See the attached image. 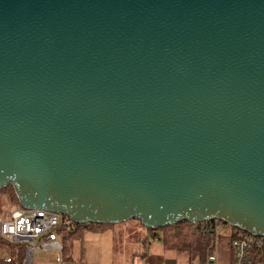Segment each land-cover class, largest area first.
I'll return each instance as SVG.
<instances>
[{
	"label": "water",
	"instance_id": "1",
	"mask_svg": "<svg viewBox=\"0 0 264 264\" xmlns=\"http://www.w3.org/2000/svg\"><path fill=\"white\" fill-rule=\"evenodd\" d=\"M7 187L80 226L264 237V0H0Z\"/></svg>",
	"mask_w": 264,
	"mask_h": 264
},
{
	"label": "crops",
	"instance_id": "2",
	"mask_svg": "<svg viewBox=\"0 0 264 264\" xmlns=\"http://www.w3.org/2000/svg\"><path fill=\"white\" fill-rule=\"evenodd\" d=\"M122 230L116 229V225L99 231L84 229L79 237L72 240L60 235L58 242L61 247H64V251L62 252L56 248L39 252L34 258V264H120L118 263L120 257L117 256L116 252L117 239L122 236L123 243H126L128 235L131 232H134L135 235L144 234L138 228L128 229L126 231L129 233L128 235H125V232ZM218 233L221 236L216 241L213 256L209 258L208 262L203 264H210V262L214 264L232 263V232L228 229H218ZM223 234L225 235L222 237ZM6 240H0V264H25L26 254L22 244ZM132 249L133 258H138L139 264H144L139 256H135V248ZM149 254L156 257L164 256L166 259L174 257L165 251L163 245L157 239L152 242ZM176 259L177 262L181 260L185 264L198 263V261L189 263L184 257H178ZM123 264L129 263L124 262Z\"/></svg>",
	"mask_w": 264,
	"mask_h": 264
},
{
	"label": "trees",
	"instance_id": "3",
	"mask_svg": "<svg viewBox=\"0 0 264 264\" xmlns=\"http://www.w3.org/2000/svg\"><path fill=\"white\" fill-rule=\"evenodd\" d=\"M17 204L18 199L12 187L0 190L1 217L5 218L9 216V214H7L9 208ZM137 224L144 234H141V255L136 251L135 256H139L144 264H178L176 259L178 257L186 258L189 263L194 261H198V264L206 263L209 261V258L213 256L216 241L221 236L218 233V229H220L219 226L223 225L221 222L217 224L215 221L195 225L184 222L166 229L150 230L145 229L139 222H137ZM108 227H113V225L80 226L73 223L69 231L60 230L59 233L66 239L72 240L79 237L84 229L99 231ZM222 229H228L232 232V241L246 235L244 232L225 225H223ZM155 239L161 242L165 251L173 253L174 257L170 259H161L160 257L150 255V247ZM22 246L26 250V245L22 244ZM61 251H64V247H61Z\"/></svg>",
	"mask_w": 264,
	"mask_h": 264
},
{
	"label": "built area",
	"instance_id": "4",
	"mask_svg": "<svg viewBox=\"0 0 264 264\" xmlns=\"http://www.w3.org/2000/svg\"><path fill=\"white\" fill-rule=\"evenodd\" d=\"M72 224L69 218L56 213L18 208L5 218L0 216V238L25 244V264H34L37 253L56 248L61 250L59 231H69ZM219 228L222 229L223 225ZM231 247V264H264V237L246 234L233 240Z\"/></svg>",
	"mask_w": 264,
	"mask_h": 264
},
{
	"label": "rangeland",
	"instance_id": "5",
	"mask_svg": "<svg viewBox=\"0 0 264 264\" xmlns=\"http://www.w3.org/2000/svg\"><path fill=\"white\" fill-rule=\"evenodd\" d=\"M18 208H20L19 203L13 207H10L7 214H11L14 210ZM137 228L141 230L140 226L135 221H131L121 225H116V229L118 230L123 229L122 231L125 232V235L129 234L126 232L128 229L132 230ZM224 235L225 234H223L222 237ZM141 238H142L141 234L135 235L134 232L133 233L131 232V234L128 235V239L126 243H123L122 236L117 239L116 252H117V256L120 257L118 263L123 264L124 262H128L129 264H139V259L133 258L132 256V252H133L132 248H135V252L137 251V253L141 255ZM169 254L173 256V253L169 252ZM160 258L162 259L165 257L162 256ZM178 264H185V263L181 262V260H178Z\"/></svg>",
	"mask_w": 264,
	"mask_h": 264
},
{
	"label": "bare ground",
	"instance_id": "6",
	"mask_svg": "<svg viewBox=\"0 0 264 264\" xmlns=\"http://www.w3.org/2000/svg\"><path fill=\"white\" fill-rule=\"evenodd\" d=\"M2 240V239H1ZM4 240V239H3ZM7 241V240H6Z\"/></svg>",
	"mask_w": 264,
	"mask_h": 264
}]
</instances>
